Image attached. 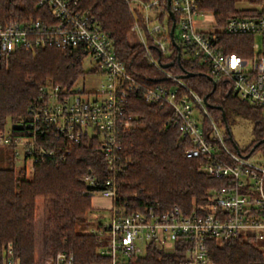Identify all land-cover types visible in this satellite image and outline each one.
<instances>
[{
    "label": "built area",
    "instance_id": "2783aa9c",
    "mask_svg": "<svg viewBox=\"0 0 264 264\" xmlns=\"http://www.w3.org/2000/svg\"><path fill=\"white\" fill-rule=\"evenodd\" d=\"M39 4L49 7L51 19L0 22V57L17 48L30 51L52 45L76 53L84 72L68 87L41 85L25 117L0 129V148L9 150L16 162L23 161L30 175L35 163L63 162L72 144L82 139L99 145L110 174L101 183L90 172L81 180L89 187L100 185L98 190H89L91 199L107 200L100 210L92 206L89 218L100 223L92 228L105 239L98 252L109 264H137L150 247L164 253L180 247L183 257L178 264H214L208 243L222 246L235 237L250 241L264 254V163L229 147L224 128L214 120L203 98L151 55L153 47L169 56V46L175 44L191 67L204 65L210 76L223 78L233 94L264 113V0L229 15L222 25L212 13L199 9L198 0H169L165 8L160 0L129 1L134 18L130 35L144 47L149 62L165 81L143 92L116 56L110 36L78 8L77 0H39ZM221 35L253 36L251 55L226 52ZM92 75L103 81L87 89L84 79ZM136 95L158 108L167 107L168 122L191 143L185 155L201 157L203 172L222 180L189 214L177 205L166 210L145 206L128 211L125 204L114 203L118 197L115 175L122 166L117 163L122 133L136 122V114L129 109L130 99ZM0 264H19L11 243L2 247ZM51 264L76 261L72 253L59 251Z\"/></svg>",
    "mask_w": 264,
    "mask_h": 264
},
{
    "label": "trees",
    "instance_id": "16d2710c",
    "mask_svg": "<svg viewBox=\"0 0 264 264\" xmlns=\"http://www.w3.org/2000/svg\"><path fill=\"white\" fill-rule=\"evenodd\" d=\"M129 1L132 0H77L78 8L86 11L110 36L116 56L124 62L127 72L143 92L165 81L161 71L149 62L144 47L130 35L134 18ZM241 1L252 7L261 0H198V6L212 13L222 25L229 15L241 12L237 8ZM160 5L165 8L166 1L160 0ZM135 12L139 17V9L135 8ZM49 18V7L40 5L39 0H0L1 23L47 21ZM220 37L226 52L251 55L253 36ZM151 48V55L165 70L179 76L192 73L182 79L206 98L207 109L224 128L229 147L234 148L236 144L226 131V128L230 130L228 119L241 115L251 121L252 128L251 139L239 151L243 155L256 151L264 154V142L251 150L254 143L264 139L261 108L233 94L225 80L210 76L204 65L197 63L191 67L175 44L169 46V56ZM83 72L76 53L52 45L30 51L17 48L7 57H0V129L7 120L25 117L41 85L52 83L68 87ZM130 103L136 122L122 133L117 160L122 166L115 175L118 197L114 203L125 204L128 211L145 206L166 210L177 205L183 213H191L222 180L203 172L201 157L185 155L191 143L168 122L167 107L148 104L139 95L132 96ZM8 153L9 150L0 148V251L11 243L19 264H51L59 251L72 253L76 264H109L108 258L98 252L105 245V239L93 232L95 223L89 218L92 210L89 190H98L100 185L89 187L81 180L90 172L101 183L110 174L106 155L99 145L92 139H82L72 144L63 162L57 165L35 163L30 176L24 162L16 165ZM77 226L81 230H76ZM99 226L100 223L95 225ZM208 246L214 264H264V254L258 247L239 237L227 240L222 246L210 241ZM182 257L180 247L174 253L150 247L137 264H178Z\"/></svg>",
    "mask_w": 264,
    "mask_h": 264
},
{
    "label": "rangeland",
    "instance_id": "374dc122",
    "mask_svg": "<svg viewBox=\"0 0 264 264\" xmlns=\"http://www.w3.org/2000/svg\"><path fill=\"white\" fill-rule=\"evenodd\" d=\"M246 7L247 8L250 7V4H248L246 2H242V1L237 3V8L242 9V8H246ZM255 39L257 41H259V38L255 37ZM102 81H103V78L101 76L92 75V76L86 77L84 79V84H85V87L87 89H92V88L96 87V85H99V83H101ZM77 82H81V78L78 79ZM228 120L230 121V134L232 136V140L238 146V148L241 149L251 139L252 123L249 119H247L241 115L229 117ZM10 125H11V121L7 120L6 126L9 127ZM8 154L10 155V153H8ZM248 157L251 160H254L258 163H264V154H262L260 151L252 152V153L248 154ZM17 162L15 163L16 165H17ZM28 176H30V175H28ZM91 204L96 209H98V207H101L103 205H107V200L101 199V198H93V199H91ZM98 210H100V209H98ZM105 221L106 220H104V222ZM95 225H96V223H95ZM95 225H93V227H95ZM76 230H81L80 226H77Z\"/></svg>",
    "mask_w": 264,
    "mask_h": 264
},
{
    "label": "water",
    "instance_id": "95a60500",
    "mask_svg": "<svg viewBox=\"0 0 264 264\" xmlns=\"http://www.w3.org/2000/svg\"><path fill=\"white\" fill-rule=\"evenodd\" d=\"M166 1H167V5H168L169 4V0H166ZM170 15H171V19L174 20V16H173V14L171 12H170ZM173 26H174V22H172V27H171V32H170L171 35H172V32H173ZM172 43H174L173 39H172ZM164 66H166V64ZM189 75H192V73H189V74L188 73H184L183 75H181V77L183 78V77H187ZM203 101L206 103V98L205 97L203 98ZM219 109H221V108L219 107ZM222 115L224 116V112L223 111H222ZM226 131H227V133L229 134V137L232 140V137L230 135V130L228 128H226ZM261 142H264V139L254 143V145L252 146L251 150H253L255 147H257ZM234 147H235V149L238 150V146L237 145H234Z\"/></svg>",
    "mask_w": 264,
    "mask_h": 264
}]
</instances>
